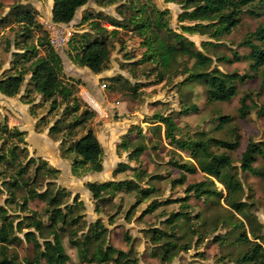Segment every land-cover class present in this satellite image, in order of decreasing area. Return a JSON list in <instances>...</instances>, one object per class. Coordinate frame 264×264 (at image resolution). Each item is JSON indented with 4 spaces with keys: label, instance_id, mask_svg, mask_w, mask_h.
I'll list each match as a JSON object with an SVG mask.
<instances>
[{
    "label": "trees",
    "instance_id": "trees-1",
    "mask_svg": "<svg viewBox=\"0 0 264 264\" xmlns=\"http://www.w3.org/2000/svg\"><path fill=\"white\" fill-rule=\"evenodd\" d=\"M89 1L54 0L52 20L64 24L72 22L77 10ZM94 2L101 7L118 4L116 12L121 17L120 19L103 11L95 13L87 11L81 23L89 22L92 30L76 32L77 34H74L69 41L75 62L82 67H88L96 74L108 69L111 55L110 37L117 38L123 28L133 25V29L145 37L144 42L148 46V51H151L144 59L146 61L157 59L159 65L163 67V70L159 72L158 81L166 79L167 70H170L173 62H176L180 56L188 57L194 62L190 69L192 71L189 72L185 81L203 82L206 85L207 103L231 101L238 94L236 82L245 81L254 76L247 73L240 74L237 71L226 73L216 66L212 68L214 58L199 49L185 34L207 35L216 42L203 41L202 46L204 48L208 45L215 46L225 35L231 34L240 25L244 13L259 15V12L248 7L257 2L264 8V0H165L167 3L181 5L182 12L178 16L181 32L173 29L165 20L167 10H160L156 6L148 9V4H140L138 0H94ZM37 13L32 3L16 0L10 10L0 16V37H3L8 50L12 45L15 48L12 52L11 66L0 76V91L8 97H14L19 95L25 86L21 100L31 104L32 115L37 114L36 110L39 107L50 103L48 116H42L36 124L37 127L48 126L51 122L48 121L49 116L64 106L61 116L50 125L49 135L60 141L62 157L69 154L75 155L72 162L74 175L79 176L86 171L102 172L104 147L94 129L87 126L97 116V112L89 108L79 96L81 80L73 76L65 78L63 58L53 46L49 33L39 21ZM104 20L113 28L106 27L102 23ZM6 31L14 32L13 36H8ZM148 31L153 33L154 38L148 35ZM240 45L250 49L249 54L243 57L251 61V70L260 71L264 67V25L260 24L256 30L248 33ZM217 60L231 63L241 61L242 57L236 53L234 58L219 56ZM262 75L264 76V69ZM27 76H29L28 80ZM262 86H264V78ZM132 89L136 90L134 86ZM36 94L41 95L39 103H35ZM246 97L241 99L239 108L242 118L247 116L251 108ZM198 109V106L194 104L180 112H172L168 115L155 113L150 121L146 120V122L154 123L155 132L160 133L164 128L165 138L172 146L189 153V156L196 160V163L191 160H171V165L182 172L179 178L172 180L173 187L185 185L187 174L195 173L199 168L207 175V178L187 185V196L183 198L154 199L144 209L141 218L154 213L162 206L173 203H181L183 207H188L187 201L192 196L198 199L203 197L224 199L232 212L228 223H231L233 230L240 229L234 243L245 246L244 251L232 258L233 263L264 264L263 236L257 231L258 227L253 225L255 218L251 217L249 210L252 203L242 200L245 189L234 166L233 158L229 154L240 147V135L233 129L234 139L228 140L211 136L203 130L198 133L199 136L184 138L179 134L181 129L178 120L181 115L189 113L190 110ZM6 120L5 118L0 121V178L6 177L2 182L9 191L6 203H14L16 191L24 189L26 195L19 202L20 210L22 212L28 210L29 213L23 216L9 214L8 208L0 205V264H68L70 256L64 245V234L68 230H70L71 245L76 247L83 258H89L88 255L94 247L92 259L99 263L138 264L136 259L131 258V251L118 249L106 241L109 229L102 218L90 223L88 230L84 232L85 222L83 224L81 222L84 221L85 216L81 211L85 208V203L80 200L78 193L74 195L71 204L69 201L73 193L65 187L51 188L50 186L54 185L52 181H49L44 189H38L41 175L46 173L56 175L61 170L51 166L41 157H29L25 154L22 159L21 154L27 151L25 140L27 131H22L17 126L10 127ZM230 120L231 116H220L217 129L223 128ZM135 126L137 128V125ZM136 128L132 127L130 131ZM137 133L141 140L125 139L118 144L117 151L130 150L129 160L140 163V157L149 145L144 142L145 136L141 134V131ZM23 143L25 146L21 148ZM258 157L264 159V140L251 139L242 154V170L256 176L262 175L261 169L254 166ZM32 167H34L33 176L30 175ZM128 170L134 171L135 178L85 183V187L95 200L96 212L101 213L105 207L113 204L118 192H135L136 203L127 212L130 218L139 204L157 193V188L153 184L149 183L147 187H143L140 181L146 176L150 177L151 182L159 180L161 179L159 174H148L147 170L140 168V165L132 166L127 162H119L114 174ZM215 180L220 182L225 190H219ZM2 187H0V195L4 191ZM36 199L46 204L45 210L49 215L47 222L40 217L38 211L29 208L30 201ZM236 213L244 219L238 218ZM200 217L201 214L196 216L197 219ZM189 218L190 212L179 210L172 212L165 221L174 228L179 219L188 221ZM245 219L252 225L249 232L246 230ZM81 230L83 232L79 235ZM149 232L151 239L160 249L153 254L160 256L163 262L171 261L180 249L176 241L177 234L171 230L158 228L150 229ZM18 233H23L24 238ZM24 239L33 245L32 258L21 259L18 253L9 251L11 245L19 244ZM125 239L129 242L131 238L126 234ZM221 239L224 241L226 238ZM188 248L189 246L183 247V249Z\"/></svg>",
    "mask_w": 264,
    "mask_h": 264
},
{
    "label": "rangeland",
    "instance_id": "rangeland-1",
    "mask_svg": "<svg viewBox=\"0 0 264 264\" xmlns=\"http://www.w3.org/2000/svg\"><path fill=\"white\" fill-rule=\"evenodd\" d=\"M138 1L140 4H148V9L156 6L160 10H167L165 20L169 22L173 29L181 32L180 21L178 20V16L182 12L181 5L167 3L165 0ZM15 2L16 0H0V16L7 13ZM21 2H29L33 6L44 8L41 11L36 9L38 12L37 16L53 42L52 29L48 25L53 22L52 18H49L50 0H21ZM95 4L93 0H90L88 4L83 6L88 8L85 12H97L93 8L97 5ZM117 5H109L105 7V10L100 8L99 10L121 19L116 12ZM248 8L260 14L254 16L250 13H244L240 25L231 34L225 35L215 46L208 45L207 48L202 46L203 41L211 40L216 42V40L210 39L207 35L185 34L190 40L195 42L199 49L214 58L212 68L216 66L226 73L237 71L240 74L254 75L245 81L236 82L238 94L229 102L207 103L206 85L203 82L185 81L189 76V72L192 71L190 69L194 62V60H189L185 56H180L176 62L174 61L170 70H167L166 79L159 82V72L163 70V67L159 65L157 59L147 61L144 59L147 53L151 51H148V46L144 42L145 37L140 35L137 30H134L133 25L123 28L117 38L114 36L110 37L111 55L108 69L100 74H96L88 67H82L75 62L72 58L70 42L64 46H57L53 42L54 47L63 58L65 78L73 76L81 80L79 96L89 108L98 112L97 116L87 126L94 129L104 147V170L102 172L86 171L79 176L74 175L72 172L74 154L61 157L58 155L59 148L56 147L57 155L53 153L52 156L50 153L55 150V147L47 144L43 147L44 142L33 135L31 137L35 139L29 136L26 137L27 151L21 154L22 159L25 154L29 157L46 158L51 166L60 169L61 172L56 175L51 173L41 175L38 189H44L47 183L52 181L54 185L50 186L51 188L65 187L73 193L69 201L71 204L73 203L74 195L78 193L80 200L85 203V208L81 211L83 216H85L84 221L81 222V224L85 222L84 232L88 230L90 223L102 218L109 229L106 241L118 249L126 252L131 251V258L136 259L138 264H234L232 258L245 250L244 245L234 243L240 229L233 230L231 223H228L232 212L224 199H206V197L198 199L192 196L187 201L188 207H183L181 203H173L162 206L154 213L141 218L144 209L154 199L183 198L187 196V185L207 178V175L199 168L195 173L187 174L185 185L173 187L172 180L179 178L182 172L171 165V160H191L194 163H196V160L191 158L189 153L180 151L172 146L170 141L165 138L164 128L158 133L154 131V123L146 122V120L150 121L151 116L155 113L168 115L172 112H180L194 104L199 109L190 110L189 113L181 115L178 120L181 129L179 134L181 136L184 138L199 136L198 133L204 130L211 136L233 140V129L240 135V147L236 151L229 152V154L233 158L234 166H236L239 178L245 189L242 200H248L252 203L249 210L251 217L255 218L253 225L258 227L257 231L262 234L264 242V159L258 157L254 163V166L260 168L263 172L260 176L244 172L241 168L242 154L250 140H264V86H262V79L264 78L262 71L264 67L260 71L253 72L251 70V61L243 57L245 54H249L250 49L240 45V42L244 40L248 33L256 30L260 24L264 25V8L261 3L257 2ZM80 16L81 12L79 9L74 18L75 23L69 25V29L72 32L71 38L74 34H77L76 32H89L92 30L89 22H78ZM102 23L109 29L113 28L105 20ZM6 32L11 37L14 34L12 31ZM147 33L154 38L152 32L148 31ZM13 51H15L14 46L12 45L8 50L3 37H0V76L4 70L11 66ZM73 52L75 54V50ZM236 53L242 57L241 61L229 63L217 60L219 56L234 58ZM112 78L114 80H111ZM28 79L29 76H27ZM104 84L105 87L103 86ZM132 86L136 90H133ZM24 88L25 86L19 95L24 93ZM89 95L95 96L98 105ZM247 95L250 96L246 97ZM244 97H246L247 103L251 105V108L247 116L242 118L239 114V108L241 99ZM10 100L14 99L7 97L0 91V101L3 104H10ZM49 107L50 103L43 106V109L39 112L42 113ZM63 108L64 106L57 109L48 118V121H55L60 117ZM5 113L0 112V121L5 119L3 116ZM220 116H231V120L223 128L217 129ZM6 119L9 126H11L13 123H11V119H8V115ZM24 123L26 124V122ZM135 125H137V128ZM132 127L136 129L130 131ZM139 130L145 136L144 142L149 145V148L140 157V163H136L129 160L128 154L130 150L117 151V146L125 139L134 140L137 138L141 140V137L137 136ZM24 146V143L21 144V148H24ZM45 152L47 154L48 152L50 153L47 155ZM24 161H26L25 158ZM119 162H127L132 166L140 165V168L147 170L148 174H159L158 176H161V179L152 182L148 176L140 181L143 187H147L149 183L153 184L157 188V193L152 198L139 204L130 215V218H128L127 212L136 203L137 195L135 192H118L113 204L98 213L95 211V200L91 192L85 187L86 181L103 182L135 178V173L132 170L115 175L114 170ZM88 172L89 174L87 175ZM33 174L34 167L30 170V175L33 176ZM5 178V176L0 178V187L3 186L2 182ZM215 183L219 190H225L220 182L215 180ZM2 188H4V191L0 195V205L8 208L9 214H21L23 216L29 213L28 210L23 212L20 210L19 202L26 195L24 189L16 191L14 203L7 204L6 199L9 196V191L5 185ZM45 206V202L39 199L29 203L30 210L38 211L40 217L47 222L49 215L45 210ZM179 210L190 212V218L188 221L179 219L173 228L165 220L169 218L172 212ZM198 214H201L199 219L196 218ZM236 216L240 219L243 218L238 213H236ZM244 221L246 230L249 232L252 225L247 219ZM153 228L171 230V232L177 234L178 239L176 241L180 249L171 261L163 262L160 256L157 257L153 254L160 251L158 244L151 239L149 230ZM82 232V230L79 231V235ZM18 234L24 238L23 233ZM69 234L70 230L64 234V245L70 256L68 264H117L115 262L99 263L92 259L94 247H92L91 253L88 255L89 258H83L79 255L76 247L71 245ZM126 234L131 238L129 242L125 239ZM221 238L226 239L223 241ZM184 246H189V248L183 249ZM9 251L18 253L21 259L32 258L34 255L33 245L27 243L25 239L19 244L11 245Z\"/></svg>",
    "mask_w": 264,
    "mask_h": 264
},
{
    "label": "crops",
    "instance_id": "crops-1",
    "mask_svg": "<svg viewBox=\"0 0 264 264\" xmlns=\"http://www.w3.org/2000/svg\"><path fill=\"white\" fill-rule=\"evenodd\" d=\"M94 1V0H93ZM90 2V1H89ZM88 2V3H89ZM53 3H54V0H50V17L49 18H52V9H53ZM87 3V4H88ZM96 5V4H95ZM36 9H38L39 11L43 10L44 8L41 7V6H36ZM83 7V6H82ZM96 11H100V9H103L105 10L106 8L105 7H101V6H98L96 5L95 7H93ZM80 9V12H81V16L78 20L79 23H81V20H82V17H83V14L85 13V11L88 9V8H79ZM79 9L77 11H79ZM6 14V13H5ZM3 14V15H5ZM77 14V12H76ZM75 23V20L73 19L72 22L68 23V24H64V23H61V24H64L66 26H69L71 24ZM111 26V25H109ZM94 92V91H93ZM95 93V92H94ZM22 95V94H21ZM21 95H17V96H14L12 97V99L14 100H10L11 103L10 104H3L1 101H0V105H1V108H0V112H6L3 116L4 118H6V116L8 115V119H11V123H13L10 127H14V126H17L20 130L22 131H27V135L25 136V140H26V137L29 136L31 137V135H33L35 138H38L39 140H42L44 142V145H42L43 147L45 146V144L47 145H52L55 147V150L52 151L51 153L48 152V154L50 153L52 156H53V153L54 155H57L56 154V147L59 148L58 150V155H61V151H60V141L58 140H55L53 139L50 135H49V127L50 125L53 124L54 121H51L49 123L48 126H40V127H37L36 124L38 122V120L44 116V115H47L48 114V111L49 109L47 108L46 111L40 113L39 111L43 109V106L42 107H39L37 110H36V113L37 114H31V111H30V107H31V104H26L24 102H22L21 100ZM99 95V94H97ZM37 96V99L35 101V103H39L41 101V95L39 94H36ZM90 96V95H89ZM8 97V96H7ZM94 101L95 103L98 105V101L95 99V96L91 95L90 96ZM90 101V100H89ZM15 104V106H14ZM48 103H46L44 106H46ZM94 108V107H93ZM96 111V110H95ZM98 113V112H97ZM48 116V115H47ZM50 117V116H49ZM26 122V124L24 123ZM32 138V137H31ZM30 138V140H31ZM35 138H32V139H35ZM46 153V152H45ZM44 154V153H42ZM47 154V153H46ZM47 154V155H48ZM44 156V155H43ZM46 156V155H45ZM46 159V158H45ZM47 160V159H46ZM48 161V160H47ZM91 172V171H90ZM89 174V172L87 173V175ZM86 175V177H88ZM88 181H86L87 183ZM104 182V181H103Z\"/></svg>",
    "mask_w": 264,
    "mask_h": 264
},
{
    "label": "built area",
    "instance_id": "built-area-1",
    "mask_svg": "<svg viewBox=\"0 0 264 264\" xmlns=\"http://www.w3.org/2000/svg\"><path fill=\"white\" fill-rule=\"evenodd\" d=\"M48 25L52 29L51 33L54 37L53 42L57 46H64L70 41L72 32L69 29V26H66V25L61 24V23H56L54 21L52 23H49ZM53 42H52V44H53ZM53 46H54V44H53ZM103 86L105 87V84Z\"/></svg>",
    "mask_w": 264,
    "mask_h": 264
}]
</instances>
